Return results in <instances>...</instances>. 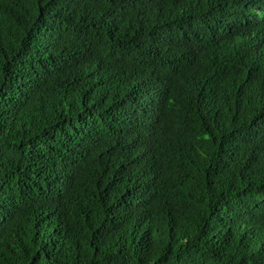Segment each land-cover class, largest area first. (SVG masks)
Returning <instances> with one entry per match:
<instances>
[{
    "label": "trees",
    "instance_id": "obj_1",
    "mask_svg": "<svg viewBox=\"0 0 264 264\" xmlns=\"http://www.w3.org/2000/svg\"><path fill=\"white\" fill-rule=\"evenodd\" d=\"M0 264H264V0H0Z\"/></svg>",
    "mask_w": 264,
    "mask_h": 264
}]
</instances>
